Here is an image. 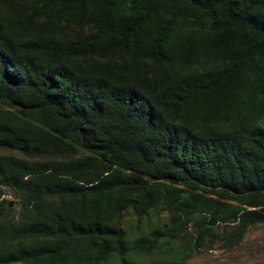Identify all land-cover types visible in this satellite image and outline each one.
Segmentation results:
<instances>
[{
	"label": "trees",
	"instance_id": "16d2710c",
	"mask_svg": "<svg viewBox=\"0 0 264 264\" xmlns=\"http://www.w3.org/2000/svg\"><path fill=\"white\" fill-rule=\"evenodd\" d=\"M258 225L264 0H0V264L184 260Z\"/></svg>",
	"mask_w": 264,
	"mask_h": 264
},
{
	"label": "rangeland",
	"instance_id": "374dc122",
	"mask_svg": "<svg viewBox=\"0 0 264 264\" xmlns=\"http://www.w3.org/2000/svg\"><path fill=\"white\" fill-rule=\"evenodd\" d=\"M5 198L12 206L17 202L13 195H8ZM164 217V213L151 214L148 219L142 221L139 230H137L131 215L128 214L124 220L127 237L148 235L157 226H160V223L164 222ZM131 258L139 260L142 264H264V225H258L248 230L237 246L229 248L222 241L215 239L211 247H207L184 260H181L180 257L177 258L176 254L168 255V257L158 254L131 255Z\"/></svg>",
	"mask_w": 264,
	"mask_h": 264
},
{
	"label": "water",
	"instance_id": "95a60500",
	"mask_svg": "<svg viewBox=\"0 0 264 264\" xmlns=\"http://www.w3.org/2000/svg\"><path fill=\"white\" fill-rule=\"evenodd\" d=\"M12 204L10 203V206H11Z\"/></svg>",
	"mask_w": 264,
	"mask_h": 264
}]
</instances>
